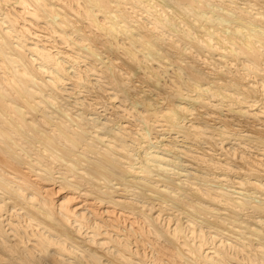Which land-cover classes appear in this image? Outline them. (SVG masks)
Here are the masks:
<instances>
[{
  "label": "bare ground",
  "instance_id": "obj_1",
  "mask_svg": "<svg viewBox=\"0 0 264 264\" xmlns=\"http://www.w3.org/2000/svg\"><path fill=\"white\" fill-rule=\"evenodd\" d=\"M0 264H264V0H0Z\"/></svg>",
  "mask_w": 264,
  "mask_h": 264
}]
</instances>
